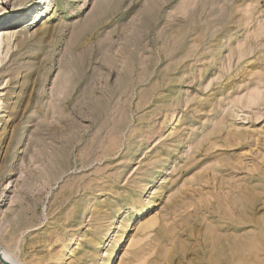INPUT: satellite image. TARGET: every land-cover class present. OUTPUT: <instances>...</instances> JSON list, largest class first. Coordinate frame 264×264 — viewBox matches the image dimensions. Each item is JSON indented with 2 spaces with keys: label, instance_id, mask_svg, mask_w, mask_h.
<instances>
[{
  "label": "rangeland",
  "instance_id": "rangeland-1",
  "mask_svg": "<svg viewBox=\"0 0 264 264\" xmlns=\"http://www.w3.org/2000/svg\"><path fill=\"white\" fill-rule=\"evenodd\" d=\"M44 3L0 0V264H264V0Z\"/></svg>",
  "mask_w": 264,
  "mask_h": 264
},
{
  "label": "bare ground",
  "instance_id": "bare-ground-1",
  "mask_svg": "<svg viewBox=\"0 0 264 264\" xmlns=\"http://www.w3.org/2000/svg\"><path fill=\"white\" fill-rule=\"evenodd\" d=\"M44 1H45L44 5L40 6L39 10L27 9L28 11H31V15L28 16V18H27V20H26V22L24 24H26L27 26H29L31 24L33 25V24H35L37 22L38 18L40 17L41 21L36 25V27H39L41 25L42 26L45 25V23H43V21L45 20V16H44L45 7H46L47 4L49 5L54 0H44ZM24 14H26V12ZM18 15H21V11L16 13L13 10H10V9H0V28H1L0 29V40H1L2 47H4L3 49L4 50L6 49L7 52H9V50H10L9 43H10L11 39H13L15 37L16 40H17L18 38H20V36H22L21 35L22 30L17 31V29L14 28V27H16V25L18 23L20 24V26L23 25L21 23L24 21V19H22L21 17L18 18ZM42 17H44V18H42ZM31 22H33V23H31ZM13 28H14V30H12ZM119 91H117V92H119ZM1 96H4V95L0 93V97ZM1 104L2 103H0V105ZM4 117L5 116H1L0 117V121ZM140 211H141V209L140 210L138 209L136 211V213L140 214L141 213ZM230 213H231V211H230ZM231 215H232V213H231ZM154 224H155L154 221H149L146 224V227H149V228L153 227ZM213 232H214V230L211 229V233H213ZM197 234H198V232H197ZM114 236H115V241L112 243V245L110 247L105 249V251L100 255L99 259L96 261L95 264H113L116 256L118 255V251H119L120 240H118V239H119L120 233L116 231L114 233ZM221 238H222V236L220 234H218L216 231H215V233H213L212 238H210L211 239V246H213L212 250H216V249L221 247V245H222V239ZM253 238H255V237H253ZM228 240H229L230 250L231 251H235L236 242H234L232 238H230ZM256 241L257 240H255V242ZM217 261L218 260H216V263H217Z\"/></svg>",
  "mask_w": 264,
  "mask_h": 264
}]
</instances>
